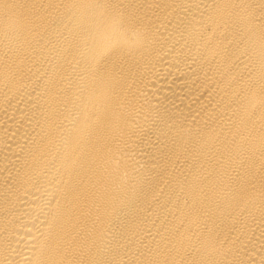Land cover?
<instances>
[{"label": "bare ground", "instance_id": "6f19581e", "mask_svg": "<svg viewBox=\"0 0 264 264\" xmlns=\"http://www.w3.org/2000/svg\"><path fill=\"white\" fill-rule=\"evenodd\" d=\"M0 264H264V0H0Z\"/></svg>", "mask_w": 264, "mask_h": 264}]
</instances>
